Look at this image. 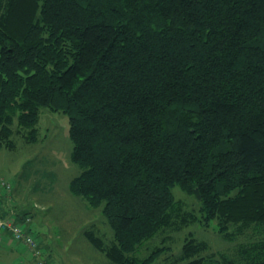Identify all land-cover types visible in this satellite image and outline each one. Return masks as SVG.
Here are the masks:
<instances>
[{"label": "trees", "instance_id": "1", "mask_svg": "<svg viewBox=\"0 0 264 264\" xmlns=\"http://www.w3.org/2000/svg\"><path fill=\"white\" fill-rule=\"evenodd\" d=\"M45 109L111 264H264V0H0V148L38 145ZM213 226L224 250L181 237Z\"/></svg>", "mask_w": 264, "mask_h": 264}, {"label": "rangeland", "instance_id": "2", "mask_svg": "<svg viewBox=\"0 0 264 264\" xmlns=\"http://www.w3.org/2000/svg\"><path fill=\"white\" fill-rule=\"evenodd\" d=\"M42 115V140L38 145L19 144L15 150L0 148V191L7 192L1 184L12 185L13 204H17V211L29 215V220H21L19 216L20 222L41 241L44 258L51 264H111L89 244L84 230L94 226L107 243L113 239L112 231L99 210L69 189V183L80 170L71 160L68 115L48 109ZM175 193L182 197L179 190ZM213 228L190 227L181 237L193 232L214 249L224 250L227 244ZM3 252L9 255L11 263L15 256L29 261V251L20 244L14 245L10 254ZM149 252L143 249L140 255L146 256Z\"/></svg>", "mask_w": 264, "mask_h": 264}, {"label": "built area", "instance_id": "3", "mask_svg": "<svg viewBox=\"0 0 264 264\" xmlns=\"http://www.w3.org/2000/svg\"><path fill=\"white\" fill-rule=\"evenodd\" d=\"M8 191L11 190V184H2ZM6 233H10L12 239L25 246L32 254L36 264H49L44 258V250L40 247L39 240L30 232H27L20 224L15 223L13 219H0V247L5 241Z\"/></svg>", "mask_w": 264, "mask_h": 264}, {"label": "crops", "instance_id": "4", "mask_svg": "<svg viewBox=\"0 0 264 264\" xmlns=\"http://www.w3.org/2000/svg\"><path fill=\"white\" fill-rule=\"evenodd\" d=\"M12 195V194H11ZM6 194H3L2 191H0V207L3 206L6 209L5 211H3L0 208V213L1 215H7V210H11L14 207H17V204L14 205L12 201H14L13 199L10 200L9 196H7ZM14 245H17L16 243H14V241L9 237V235H6V240L3 243V245L1 246L0 249V264H36L34 258L32 257V255L29 253V261H25L23 258H18L17 256H15V254H13V256H15L11 263V261H9V255L5 254L3 251L5 250V252L7 253H11L13 250ZM52 263V262H51ZM54 264V263H53Z\"/></svg>", "mask_w": 264, "mask_h": 264}, {"label": "water", "instance_id": "5", "mask_svg": "<svg viewBox=\"0 0 264 264\" xmlns=\"http://www.w3.org/2000/svg\"><path fill=\"white\" fill-rule=\"evenodd\" d=\"M195 193L198 196V198L200 199L199 191L197 189L195 190Z\"/></svg>", "mask_w": 264, "mask_h": 264}]
</instances>
